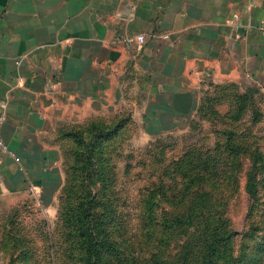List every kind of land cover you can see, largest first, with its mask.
I'll use <instances>...</instances> for the list:
<instances>
[{
	"label": "rangeland",
	"instance_id": "rangeland-1",
	"mask_svg": "<svg viewBox=\"0 0 264 264\" xmlns=\"http://www.w3.org/2000/svg\"><path fill=\"white\" fill-rule=\"evenodd\" d=\"M112 106L64 125L51 200L0 214V264H264V82L213 84L197 115Z\"/></svg>",
	"mask_w": 264,
	"mask_h": 264
},
{
	"label": "crops",
	"instance_id": "crops-1",
	"mask_svg": "<svg viewBox=\"0 0 264 264\" xmlns=\"http://www.w3.org/2000/svg\"><path fill=\"white\" fill-rule=\"evenodd\" d=\"M263 21L264 0H0V214L59 192L82 115H197L213 84L264 82Z\"/></svg>",
	"mask_w": 264,
	"mask_h": 264
},
{
	"label": "trees",
	"instance_id": "trees-1",
	"mask_svg": "<svg viewBox=\"0 0 264 264\" xmlns=\"http://www.w3.org/2000/svg\"><path fill=\"white\" fill-rule=\"evenodd\" d=\"M201 103H202V101H201ZM200 106H201V104H200ZM200 106H199V110H198L199 113L201 112V110H200L201 107ZM64 127L65 126H63L62 128H60V132H59L58 138H59V140L61 142L62 151H63V155H64V165H65L66 152H65L64 145H65V142H66L67 137L70 140V137L72 135L71 134H68V135L65 134ZM87 151H89V144L87 145ZM85 213H86L85 210H80V212L78 213V215L79 216H82ZM88 236H89V234H88ZM222 239H223L222 233H220L219 231H214V232H212V236L210 237V239L206 243L207 256L209 258H212V260H216V258H218L220 256L219 255V248H220V246L218 245V243H221V240Z\"/></svg>",
	"mask_w": 264,
	"mask_h": 264
},
{
	"label": "built area",
	"instance_id": "built-area-1",
	"mask_svg": "<svg viewBox=\"0 0 264 264\" xmlns=\"http://www.w3.org/2000/svg\"><path fill=\"white\" fill-rule=\"evenodd\" d=\"M261 28H262V30H264V21L261 23ZM168 37H169V35H167V34L163 36V38H165V39ZM135 41H137V43L139 45H142L145 43L146 37L143 34L137 35L135 38ZM3 122H4V117H1L0 118V153L7 154V155L15 158L16 154L12 150H10V148L8 147L7 143L5 142V140L2 136L1 126H2Z\"/></svg>",
	"mask_w": 264,
	"mask_h": 264
}]
</instances>
